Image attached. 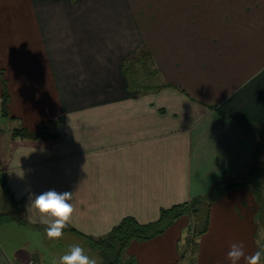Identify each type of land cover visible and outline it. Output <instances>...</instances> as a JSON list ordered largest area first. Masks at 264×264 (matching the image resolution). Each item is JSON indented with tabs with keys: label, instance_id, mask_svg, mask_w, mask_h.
I'll list each match as a JSON object with an SVG mask.
<instances>
[{
	"label": "crops",
	"instance_id": "crops-1",
	"mask_svg": "<svg viewBox=\"0 0 264 264\" xmlns=\"http://www.w3.org/2000/svg\"><path fill=\"white\" fill-rule=\"evenodd\" d=\"M144 1L138 17L133 0H0V96L5 81L12 117L0 114L29 130L59 119L50 124L56 138L9 133L0 264H48L53 240L76 241L69 233L92 248L89 237L124 215L152 221L161 207L244 173L253 142L238 121L264 119V0ZM49 189L72 192L73 229L59 237L29 220L38 215L30 198ZM230 192L212 205L200 236L204 264H231L233 238L218 224L236 217ZM169 230L131 241L124 262L135 246L177 256Z\"/></svg>",
	"mask_w": 264,
	"mask_h": 264
},
{
	"label": "rangeland",
	"instance_id": "rangeland-1",
	"mask_svg": "<svg viewBox=\"0 0 264 264\" xmlns=\"http://www.w3.org/2000/svg\"><path fill=\"white\" fill-rule=\"evenodd\" d=\"M145 2L146 1L144 0H133L134 9L137 13H139L138 17H142L141 9H144L145 11L146 9H148L147 6L145 7L143 6ZM145 18L146 16L143 17V20ZM152 22L154 21L151 20L150 23ZM150 23L148 21V24ZM150 26L152 25L150 24ZM126 62L127 63L131 62V59ZM146 63H147L146 60H144L143 64L146 65ZM149 67L151 66L149 65ZM144 69L146 72L148 69L147 66H145ZM147 75L151 76V74H147ZM12 126H18V123L14 124L10 118H6V117L3 118V116H1L0 114V161L2 162H5L7 159V152L9 150V142H10L9 133L13 129ZM260 174L261 172L259 171L251 172V169L249 168L246 171H244V173L241 174L240 177L229 180V183L237 182V184L234 187L229 189V191H231L230 193H234L235 196L237 195L236 197L237 206L234 208L235 211L234 215L236 217L233 220L230 219V217L225 218L224 216L221 215L218 218V224L228 227L225 229V231L230 232L231 235L229 236V238H233V241H228V243L224 241L225 243H227V246H230L232 243H241L244 249L245 259L247 256H251L257 250H262L261 259L257 262V264H264V182H262L263 179L260 178L261 177ZM245 192H247L249 196L247 194L246 197H242V193L245 194ZM242 199L245 200V204H243ZM216 201L217 200H215L211 204V207L209 209L211 208L213 209L212 205L214 206ZM225 203L224 201L222 202L220 210L223 211L224 208H226ZM248 205L255 207L256 208L255 211L250 212ZM205 211H206V206H203V208H200L197 211L198 219L200 220V222ZM221 213L222 212H220L219 215ZM192 216H193L192 214H187L186 212L179 213L164 229L167 230L169 228L170 229L169 231H171V233L176 235L174 250L176 251L177 256L172 255L171 249L168 248L167 246L163 247L162 250H156L155 244L154 246H150L147 248H140L141 246H135L134 249L133 248L131 249L133 252L132 253L133 255L131 254V256L133 258H136L135 264H139V258L141 264H155V262L153 261L154 259L157 260L156 264H204L205 259L200 258L199 251L194 256H191L187 252L185 257L180 258L181 252L187 248V245L185 243L186 240L185 236L187 235L186 228L189 224L193 222L194 219ZM209 216H210V210H209ZM248 217L250 218V221L248 220ZM253 223L255 224L254 229L252 226ZM213 226H217V225L213 223ZM248 230H249V237L247 232ZM69 235L72 236V238L70 237V239L75 238L76 241L69 240V244L67 246H65L66 241L64 239L62 241H58L59 245H56L54 243L55 240H53L54 249L51 255L52 256L51 259L48 260L49 262L48 264H60V260H59L60 256L70 251L71 246L75 244H79L84 249L87 255H89L91 258L96 260V263H100L102 261V256L100 255L98 247L93 246L92 248H90L88 246H84L81 244L80 240L77 239L75 235H73L72 233H69ZM198 240L200 242V237L198 238ZM131 241L137 244L142 242L143 240H131ZM61 249H63V254L59 255L58 252ZM127 249H128V245L127 248H125L124 252H125V256L129 257L130 254H127V252H129L130 249L128 251ZM252 249L254 250L252 251ZM135 250L138 252L139 256ZM178 258L180 259L178 260ZM218 264H222V263H218Z\"/></svg>",
	"mask_w": 264,
	"mask_h": 264
},
{
	"label": "trees",
	"instance_id": "trees-1",
	"mask_svg": "<svg viewBox=\"0 0 264 264\" xmlns=\"http://www.w3.org/2000/svg\"><path fill=\"white\" fill-rule=\"evenodd\" d=\"M141 56L146 60V57L149 55L146 51H142ZM2 85L0 111L1 114L12 117V115H9L8 110L9 95L6 90L5 81H2ZM58 120H49L46 123H41L35 130H29L25 126L14 127L11 130V136L33 140L47 139L49 137L56 138L57 134L51 131L50 124H56ZM238 122L239 128L253 142L252 153L246 168H250L251 172H261L260 178L264 182V119L259 122H252L251 124H247L245 121ZM229 180L227 177L222 176L212 185L206 194L192 197L189 200L175 203L168 207H161L158 217L152 221L141 223L132 215H124L102 236L89 237L92 244L99 248L100 255L102 256V261L96 264H135V260L132 257L128 261L124 262L123 260L124 250L131 240H146L154 237L163 232L173 218L182 212L192 214L194 220L186 228L187 235L185 236V243L187 248L181 252L180 258L185 257L187 252L191 256H194L199 249L198 238L208 228L209 208L211 204L237 184V182L229 183ZM203 206H206V211L200 222L197 211L203 208ZM66 227L70 230L73 229L69 225H66Z\"/></svg>",
	"mask_w": 264,
	"mask_h": 264
},
{
	"label": "clouds",
	"instance_id": "clouds-1",
	"mask_svg": "<svg viewBox=\"0 0 264 264\" xmlns=\"http://www.w3.org/2000/svg\"><path fill=\"white\" fill-rule=\"evenodd\" d=\"M34 199L30 198L29 208L34 209L38 215L29 214V220L33 224H43L47 227L45 231L48 237H59L66 226L73 206L70 202L72 192H57L54 189L43 191L39 194H33ZM244 249L241 243H232L227 256L231 264H237V261L244 256ZM262 250H257L246 259L249 264H257L261 259ZM60 264H96V260L87 255L84 249L79 245H72L70 251L59 258Z\"/></svg>",
	"mask_w": 264,
	"mask_h": 264
}]
</instances>
